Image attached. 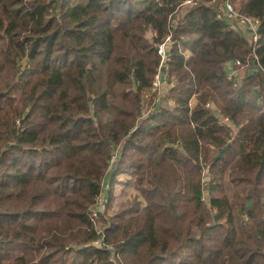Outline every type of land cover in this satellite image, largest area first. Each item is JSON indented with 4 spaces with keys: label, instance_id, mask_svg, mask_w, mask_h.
<instances>
[{
    "label": "trees",
    "instance_id": "obj_1",
    "mask_svg": "<svg viewBox=\"0 0 264 264\" xmlns=\"http://www.w3.org/2000/svg\"><path fill=\"white\" fill-rule=\"evenodd\" d=\"M186 1L0 0V264H264V0H229L255 51ZM168 36L174 106L146 114ZM127 173L139 198L100 233Z\"/></svg>",
    "mask_w": 264,
    "mask_h": 264
},
{
    "label": "built area",
    "instance_id": "obj_2",
    "mask_svg": "<svg viewBox=\"0 0 264 264\" xmlns=\"http://www.w3.org/2000/svg\"><path fill=\"white\" fill-rule=\"evenodd\" d=\"M191 3L192 0H187L185 4ZM213 4H220L221 6L218 7L216 11V18L218 20H221L225 23H227L231 28L240 30L247 40L249 41V44L253 46L254 51L256 48V45L258 41L260 40V34H259V26H260V19L252 16H248L246 14L240 13L236 8L230 3L229 0H225L222 3H218L216 0L213 1ZM172 45V39L171 36H168L165 40L164 43L158 45L159 49L157 50L159 55L161 56V62L160 66L158 67L155 75H154V81L152 84L153 90L159 89L162 86L167 85L168 78H167V72H168V67H169V62L171 61V57L169 55V50L168 47ZM171 47V46H170ZM257 58V56H255ZM259 64V63H258ZM242 64L239 60L235 61H228L226 63V70L227 71V77L230 81L233 82V86L237 87L241 85V80H240V75H238L239 70L236 67H241ZM259 66L257 67V70H259ZM264 71V69H263ZM210 103H208L206 106H209ZM171 106H173V103H170ZM223 122L229 123L228 118L222 119ZM118 152H115V155L112 156V159L110 161H114L117 158ZM106 185L104 186V193L107 192L105 189ZM95 206V205H94ZM101 214V211L95 207V209L92 208L91 210V216L92 219L94 220V217H97L98 215ZM102 231H100L101 233ZM93 245L97 247L103 246V241L102 239L96 240Z\"/></svg>",
    "mask_w": 264,
    "mask_h": 264
},
{
    "label": "rangeland",
    "instance_id": "obj_3",
    "mask_svg": "<svg viewBox=\"0 0 264 264\" xmlns=\"http://www.w3.org/2000/svg\"><path fill=\"white\" fill-rule=\"evenodd\" d=\"M191 5H192V2L191 3L189 2V4H184L183 7L185 8V7L191 6ZM217 6L220 7L221 5L217 4ZM238 31H240V30H238ZM146 35H147L148 39L151 40V38L154 37L155 34H154V32L148 31L146 33ZM170 46L168 47V49L170 48ZM158 67H157V69H158ZM169 70H170V65L168 67V72H169ZM168 72H167V78H168ZM238 75H240V80H242V76H241L240 72H238ZM153 81H154V79H153ZM153 81H152V84H153ZM168 82H169V84L167 83V85L162 86L161 88L156 89V90L150 89L148 91V93L145 94L144 100H143V107H144L146 114H150L151 112H153L155 109V106H161L162 105V106L167 107V108L174 106V102L167 97V95H168V93L172 87V84L169 81V78H168ZM171 102L173 103V106L170 105ZM190 104H191V106H193L194 105L193 101ZM209 106L213 107L211 102H210ZM115 152L116 151H113L110 160L112 159V156L115 155ZM118 157H119V154L117 155V158ZM116 159L113 162L111 161V164L109 167L110 169H115L114 164L117 161ZM127 175H128V178L130 179V182H129L130 185H122V184L117 185L115 183V179L117 177H119V179H124V180L128 179L125 175H121V174L118 175L117 177H114V181L112 182V185H110L109 183H105V185H106L105 189L107 190V192L102 194L97 199L96 204L93 207V209H95V207H97L101 211V214L104 215L106 213L105 216L108 217L109 215H113L118 209H120L122 204H124L126 202H132L135 198H139L140 193L136 190L135 176L133 174H129V173H127ZM140 201H141L142 205L145 204V202H144V200H142V198H140ZM109 203H110V206H109ZM100 215H98L97 217H94L96 229L99 232L103 231V228H104L103 225L106 226L105 221H103L100 218ZM13 258L14 257H12L11 259H13Z\"/></svg>",
    "mask_w": 264,
    "mask_h": 264
},
{
    "label": "crops",
    "instance_id": "obj_4",
    "mask_svg": "<svg viewBox=\"0 0 264 264\" xmlns=\"http://www.w3.org/2000/svg\"><path fill=\"white\" fill-rule=\"evenodd\" d=\"M228 71V70H227ZM193 103L195 104L196 103V98H194L193 100ZM122 175H125L127 178H128V175L127 174H122ZM117 177V176H116ZM131 177V176H130ZM130 179L128 178L127 180H124V179H119V177H117L116 179H115V183L117 184V185H119V184H122V185H130ZM110 183V185L112 184V182H109Z\"/></svg>",
    "mask_w": 264,
    "mask_h": 264
},
{
    "label": "water",
    "instance_id": "obj_5",
    "mask_svg": "<svg viewBox=\"0 0 264 264\" xmlns=\"http://www.w3.org/2000/svg\"><path fill=\"white\" fill-rule=\"evenodd\" d=\"M156 49L158 50V49H159V46L156 45ZM224 149H225V148H224ZM224 149H221V150L218 151L217 158L221 157L222 152H223Z\"/></svg>",
    "mask_w": 264,
    "mask_h": 264
}]
</instances>
